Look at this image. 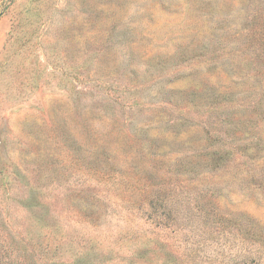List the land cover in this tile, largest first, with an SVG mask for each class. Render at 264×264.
I'll return each instance as SVG.
<instances>
[{
	"label": "rangeland",
	"instance_id": "obj_1",
	"mask_svg": "<svg viewBox=\"0 0 264 264\" xmlns=\"http://www.w3.org/2000/svg\"><path fill=\"white\" fill-rule=\"evenodd\" d=\"M0 264H264V0H0Z\"/></svg>",
	"mask_w": 264,
	"mask_h": 264
}]
</instances>
